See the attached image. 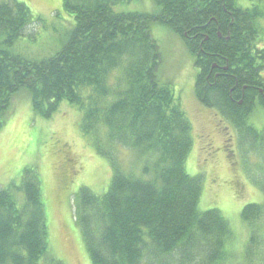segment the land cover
Returning <instances> with one entry per match:
<instances>
[{"label":"trees","instance_id":"obj_1","mask_svg":"<svg viewBox=\"0 0 264 264\" xmlns=\"http://www.w3.org/2000/svg\"><path fill=\"white\" fill-rule=\"evenodd\" d=\"M116 1L63 0L74 27L42 59L7 49L34 17L24 2L0 1V135L22 89L37 117L52 118L63 101L83 112L82 134L113 169L104 194L83 187L75 201L92 264H264V202L241 212L250 231L242 260L229 251V220L217 208L199 209L203 178L186 168L192 123L173 84L159 76L161 48L151 31L157 22L180 36L199 69V101L264 145L249 123L264 108L259 9L237 0H154V13L117 12ZM125 150L134 154L129 171L118 158ZM48 235L40 173L26 166L19 185L0 187V264H65Z\"/></svg>","mask_w":264,"mask_h":264},{"label":"rangeland","instance_id":"obj_2","mask_svg":"<svg viewBox=\"0 0 264 264\" xmlns=\"http://www.w3.org/2000/svg\"><path fill=\"white\" fill-rule=\"evenodd\" d=\"M19 1L30 8L34 22L7 49L30 59L52 56L66 42L74 16L65 11L63 0ZM237 4L259 9L261 33L256 45L263 50L264 0H237ZM112 7L117 12L154 13L158 9L154 0H119ZM151 31L161 48L159 76L173 84L192 123L194 145L186 168L189 174L203 178L199 209L217 208L229 220L233 231L229 251L238 259L250 244V231L241 219L243 207L264 202V145L241 134L231 120L199 101L195 93L199 69L180 36L157 22L152 23ZM14 100L13 112L0 135V186L19 185L24 168L36 166L53 255L65 264H92L76 221L75 201L83 187L104 194L113 176L112 166L82 134L83 112L77 107L63 101L52 118L32 119L30 92L22 89ZM249 123L264 135L263 107L253 112ZM118 158L126 171L133 169L134 154L130 151L119 153ZM66 164L64 180L61 167ZM18 197L24 202V193L19 192Z\"/></svg>","mask_w":264,"mask_h":264},{"label":"flooded vegetation","instance_id":"obj_3","mask_svg":"<svg viewBox=\"0 0 264 264\" xmlns=\"http://www.w3.org/2000/svg\"><path fill=\"white\" fill-rule=\"evenodd\" d=\"M216 65V64H215ZM214 65V66H215ZM219 67V66H218ZM222 69V71L220 73H216V76H223L225 75L224 72L228 70L227 66L226 67H220ZM261 90V89H260ZM263 92V90L261 91Z\"/></svg>","mask_w":264,"mask_h":264},{"label":"crops","instance_id":"obj_4","mask_svg":"<svg viewBox=\"0 0 264 264\" xmlns=\"http://www.w3.org/2000/svg\"><path fill=\"white\" fill-rule=\"evenodd\" d=\"M28 105V104H27ZM29 115H31L32 119L34 118H38L37 116H35V114H33V112H29ZM4 131V130H3ZM3 186V185H2ZM1 187V186H0Z\"/></svg>","mask_w":264,"mask_h":264}]
</instances>
